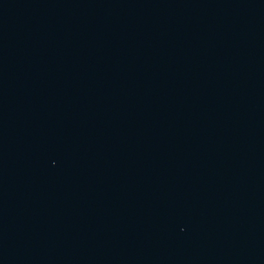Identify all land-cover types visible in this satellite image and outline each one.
I'll list each match as a JSON object with an SVG mask.
<instances>
[{
  "label": "water",
  "instance_id": "1",
  "mask_svg": "<svg viewBox=\"0 0 264 264\" xmlns=\"http://www.w3.org/2000/svg\"><path fill=\"white\" fill-rule=\"evenodd\" d=\"M0 264H264V0H0Z\"/></svg>",
  "mask_w": 264,
  "mask_h": 264
}]
</instances>
